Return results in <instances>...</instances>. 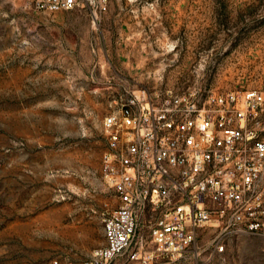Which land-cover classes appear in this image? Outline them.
I'll return each instance as SVG.
<instances>
[{
    "label": "rangeland",
    "instance_id": "1",
    "mask_svg": "<svg viewBox=\"0 0 264 264\" xmlns=\"http://www.w3.org/2000/svg\"><path fill=\"white\" fill-rule=\"evenodd\" d=\"M264 91V0H110L49 12L0 0V264L82 263L108 209L106 115L143 90ZM180 264H264V237Z\"/></svg>",
    "mask_w": 264,
    "mask_h": 264
},
{
    "label": "built area",
    "instance_id": "2",
    "mask_svg": "<svg viewBox=\"0 0 264 264\" xmlns=\"http://www.w3.org/2000/svg\"><path fill=\"white\" fill-rule=\"evenodd\" d=\"M36 9L85 10L93 25L110 0H26ZM102 170L118 205L103 214L106 245L82 263L180 264L228 242L264 237V91L143 90L103 120ZM196 264H199L196 261Z\"/></svg>",
    "mask_w": 264,
    "mask_h": 264
},
{
    "label": "crops",
    "instance_id": "3",
    "mask_svg": "<svg viewBox=\"0 0 264 264\" xmlns=\"http://www.w3.org/2000/svg\"><path fill=\"white\" fill-rule=\"evenodd\" d=\"M96 233L97 235L100 237V238H103L100 245L98 247H96L95 249H92L90 246L87 247L88 249V256L90 257L93 252L98 249V248H101V247H104L106 245V239H105V232H104V224H103V218L99 220L98 222V219L96 218ZM130 264H140V262L138 261H131Z\"/></svg>",
    "mask_w": 264,
    "mask_h": 264
}]
</instances>
